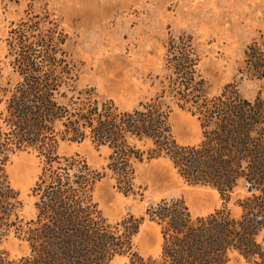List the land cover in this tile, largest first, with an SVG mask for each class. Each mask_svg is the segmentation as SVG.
<instances>
[{"label": "trees", "instance_id": "1", "mask_svg": "<svg viewBox=\"0 0 264 264\" xmlns=\"http://www.w3.org/2000/svg\"><path fill=\"white\" fill-rule=\"evenodd\" d=\"M39 23H21L10 33L11 75L0 86V243L10 231L27 243L29 255L0 264H227L235 253L246 264H264V100L243 99L235 85L210 96L197 75L200 58L192 38L169 37L165 44L167 76L160 93L131 111L92 91L68 98L60 90L73 82V66L56 45V28L34 39ZM62 37L54 40V36ZM244 75L264 80V55L252 45L244 53ZM0 69V80H1ZM69 92V91H68ZM73 92V91H72ZM171 105L195 116L201 140L179 145L171 132ZM89 140L109 150L104 172L91 170L78 157L57 154L61 143ZM34 152L42 168L32 188L35 217L19 218V194L5 168L11 156ZM166 159L189 186L215 190L227 204L241 189L235 218L228 209L193 218L182 200H160L144 216L127 215L109 224L92 199L96 183L110 174L116 190L136 195L134 167ZM160 229L158 259L144 258L133 239L144 221Z\"/></svg>", "mask_w": 264, "mask_h": 264}, {"label": "rangeland", "instance_id": "2", "mask_svg": "<svg viewBox=\"0 0 264 264\" xmlns=\"http://www.w3.org/2000/svg\"><path fill=\"white\" fill-rule=\"evenodd\" d=\"M38 22L34 39L44 40L56 28L64 36L57 50L66 54L73 66V82L60 90L67 97L92 91L102 100H111L121 111H131L141 102L160 93L165 82V44L169 37L190 36L199 55L197 75L210 96L227 85H235L240 96L264 100V80L244 75V53L255 45L264 55V0H0V86L11 75L8 57L10 33L21 23ZM62 37L54 36V40ZM69 91V92H68ZM73 91V92H72ZM169 125L179 145L195 146L201 140L200 124L186 110L171 105ZM0 104V114L3 111ZM60 157H78L102 173L109 150L89 140L79 144L61 143ZM42 160L34 152L11 156L5 172L11 188L19 194V218L35 217L31 196ZM136 195L124 196L115 188L110 174L92 189V199L109 224L127 215L144 216L145 210L160 200H182L193 218L206 217L223 208L235 218L243 191H237L227 204L207 187L189 186L166 159L144 161L134 167ZM160 229L144 221L133 239V248L144 258L158 259L161 253ZM0 252L11 259L29 255L26 242L13 231L1 240ZM127 257H115L108 264H125ZM227 264H246L237 254Z\"/></svg>", "mask_w": 264, "mask_h": 264}]
</instances>
